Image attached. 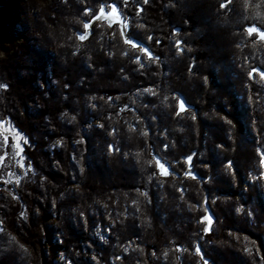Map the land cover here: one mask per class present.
Segmentation results:
<instances>
[{
	"label": "trees",
	"instance_id": "1",
	"mask_svg": "<svg viewBox=\"0 0 264 264\" xmlns=\"http://www.w3.org/2000/svg\"><path fill=\"white\" fill-rule=\"evenodd\" d=\"M94 1L86 29L59 25L47 0H0L19 13L0 33V120L27 140L26 173L0 189V264H190L197 250L210 264H252L227 232L264 230V180H249L264 154V39L247 32L264 31V0ZM113 4L124 27L99 18ZM238 193L261 206L252 225L244 200L225 205ZM96 198L119 214L112 259L92 235Z\"/></svg>",
	"mask_w": 264,
	"mask_h": 264
},
{
	"label": "rangeland",
	"instance_id": "2",
	"mask_svg": "<svg viewBox=\"0 0 264 264\" xmlns=\"http://www.w3.org/2000/svg\"><path fill=\"white\" fill-rule=\"evenodd\" d=\"M57 1L58 0H47V4L49 5L48 12L50 13L51 16L53 15V10L54 9L57 10L56 15L59 19L58 21L59 25H62L64 23H71L73 26L75 25V27L77 26L81 27L82 25H85V23H88L89 24L88 28L97 25L98 15L96 16L93 15V12L96 6L95 5L96 3H94L95 2L94 0H77V2L76 0H70V1L59 0V3H57ZM7 8L13 11V17L10 20V23H4L3 25L0 24V33L2 34L6 33L9 27L15 26V21L18 20V16H19L18 10L16 9L15 6L13 5L12 6L11 5L10 6H0L1 10L7 9ZM85 9H88V11L85 12ZM103 10H104V14L99 15L100 19H103V20L105 19L106 21L111 22L114 25H120L122 27L125 26V23L121 20V17L118 14L116 13L111 14V11H112L111 9H103ZM93 17H96V18L93 19ZM78 29H81V28H78ZM257 30H258L257 33L264 32L259 29ZM15 35L18 40H22L23 36L17 33ZM150 90L152 91V95L151 93H149ZM159 90L161 91L162 89L161 88L158 89L157 87H155L153 89H144L141 91L143 92L142 93L143 95H146V93H149V95L151 96L153 95L156 96ZM137 103L140 104V101H137ZM132 116L134 117V114L130 115L131 117L130 121H133L134 119V118L132 119ZM134 121H136V119ZM0 122H2L0 123V189H5L12 193L14 186L19 183L20 179L23 177V175L27 171V165L24 160L25 156L23 154V146L27 142V140L24 134L21 131H19L17 128H15L7 119L0 120ZM92 125H95L98 127L100 126L99 121L93 119L91 121H88L85 124V127L92 126ZM204 136L205 135H203V137ZM202 146L204 147L203 148L204 150L206 147L205 139L201 143V147ZM203 157L199 153L197 154V158L200 159ZM201 167L208 169V164L201 162ZM224 171L226 172L227 169H225ZM262 171H264V169H262ZM184 177L185 179H193V177L192 176L189 177V175L188 176L186 175ZM252 178L253 180L254 179L264 180V177H262L261 175L260 169L256 170L255 176L253 175V172L250 173L249 180L252 181ZM148 179H150L149 182H151V186H150L151 190L153 192L157 191L159 195L160 188L162 187L155 185V184H158V182L155 180L154 174H149ZM195 180L197 182L199 181L197 180V178H195ZM244 187H245V184H242V188L239 189L240 190L239 192L242 194L245 191ZM255 188L257 189V191H260L262 193V196L264 198V182L263 184H256ZM242 194L238 193V194L233 195L231 197L232 205H229V203H226V202H225L226 203L225 205L230 209L232 207H233L232 209H234L235 208L234 203L239 202L240 199H242V201L244 200L245 204L243 205V208H241V212H239L240 213L239 215L243 214L242 213L243 211H250V212H247L248 214L246 216L247 217L246 219L248 220L249 224L252 225L258 218H261L262 216L259 215L260 214L259 210H258L259 214L257 215L256 213L250 210V207L254 208L256 205L258 206L257 208L260 209L261 206L259 204L252 202L251 200H250L251 202L245 201V198H242L243 197ZM140 195H141L140 197H142V199L144 200L143 204L147 206L150 205L151 200L149 198V195L144 192L141 193ZM220 199H223V198H220ZM262 202H263V207H264V199ZM105 204L106 202L104 198H96V200L92 202L90 205V208H89L90 213L95 215V217H98V218L100 217L103 220V222L101 223L100 222L98 224L96 223V227L94 228V230H92V235L96 240H98L101 244L107 247L106 254H108L107 255L108 258L112 259L113 258L112 253L116 251L115 249L116 245L113 244L114 242H111L110 240V235H113V233L110 232L109 229L111 226H113L115 217H117L119 214H117L116 212H114L113 214L107 213L106 212L107 207ZM255 210L256 208L254 209V211ZM200 212H203V214L201 213L203 215L202 218L204 220L203 229L208 228V231L211 233L212 232L211 230H215V227L217 226H215L214 222H212V218L210 214H208V211L206 208L203 207L202 211ZM219 225H223V224L219 223ZM254 234H253L254 236L247 235V237H245L243 233L239 232V235H238L239 237H238L234 235V233L232 232H227V235L229 236V238H231L232 236V239H229V240H232L233 243L236 242V240L238 239L237 245H235V247L236 249H238L237 247L242 245L241 252L243 254V257H245V259L247 258L248 262L251 263V261H255V262H252V264H262V262H264V230L256 231ZM233 237H235L236 239L233 240ZM247 243L251 244L250 246L252 250L250 252H248L244 246ZM211 244H214V242ZM185 251L186 250L184 249L179 251V254L177 256L178 263L183 261V258H184L183 255ZM188 255L191 260L190 264H210L209 261H207V259L204 256L198 255L194 251H191V252L189 251ZM243 261L244 259L242 258L239 264H244L245 261L244 262Z\"/></svg>",
	"mask_w": 264,
	"mask_h": 264
},
{
	"label": "snow or ice",
	"instance_id": "3",
	"mask_svg": "<svg viewBox=\"0 0 264 264\" xmlns=\"http://www.w3.org/2000/svg\"><path fill=\"white\" fill-rule=\"evenodd\" d=\"M145 2H147V0H145ZM111 7V14H115L116 13V11H117V9H116V6H115V4H113V5H111L110 6ZM88 11V9H85V12H87ZM100 14L102 15V14H104V10H103V8H101V10H100ZM96 17H93V19H95ZM88 26H89V24L88 23H85V25H84V27L87 29L88 28ZM258 30L255 28V27H249L248 29H247V32L249 33V34H252V33H254V32H257ZM122 35H123V33H121ZM258 35L262 38V39H264V32H259L258 33ZM84 37L83 36H81L80 37V39H83ZM151 39V38H150ZM126 42H131V40L130 41H126ZM157 43H159V41H157ZM177 43V45H179L180 44V41H177L176 42ZM142 52H145L146 51V49L145 48H141L140 49ZM181 49L178 47L177 48V51H180ZM149 55H151L150 53H149ZM137 60H139V57H137ZM253 71H256L255 69H253ZM251 75H252V73L250 72L249 73V77H251ZM0 88H6V85H4V84H0ZM147 91V90H146ZM181 107H183V104H181ZM0 123H2V122H0ZM109 151H112V146L111 145H109ZM259 151V150H258ZM188 161H190L191 160V157H187L186 158ZM158 166L161 168V169H163L164 168V165L163 164H159V162H158ZM189 167H191V165H190V163H189ZM260 167H261V169H264V154H262L261 155V158H260ZM81 171H82V169H81ZM261 175H262V177H264V171H262L261 172ZM196 177L193 175V179H195ZM237 211H239V209H237ZM204 231L205 232H207L208 231V228H205L204 229ZM198 251V254H199V250H197Z\"/></svg>",
	"mask_w": 264,
	"mask_h": 264
},
{
	"label": "bare ground",
	"instance_id": "4",
	"mask_svg": "<svg viewBox=\"0 0 264 264\" xmlns=\"http://www.w3.org/2000/svg\"><path fill=\"white\" fill-rule=\"evenodd\" d=\"M13 17V11L9 8L1 10L0 9V24L10 23V20ZM119 184V183H118Z\"/></svg>",
	"mask_w": 264,
	"mask_h": 264
}]
</instances>
